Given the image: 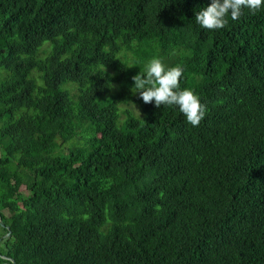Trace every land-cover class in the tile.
I'll return each instance as SVG.
<instances>
[{"label": "trees", "instance_id": "trees-1", "mask_svg": "<svg viewBox=\"0 0 264 264\" xmlns=\"http://www.w3.org/2000/svg\"><path fill=\"white\" fill-rule=\"evenodd\" d=\"M210 3L0 0V264H264V8ZM154 57L198 126L136 92Z\"/></svg>", "mask_w": 264, "mask_h": 264}, {"label": "clouds", "instance_id": "clouds-1", "mask_svg": "<svg viewBox=\"0 0 264 264\" xmlns=\"http://www.w3.org/2000/svg\"><path fill=\"white\" fill-rule=\"evenodd\" d=\"M245 8L255 14L264 8V0H211L208 6L196 12L195 21L202 28L219 30L227 26L229 17L238 20ZM183 71L179 65L167 67L161 58L154 57L147 62L143 74L139 72L131 79L145 104L154 102L157 108L178 106L186 121L195 127L204 119L207 109L193 90H181Z\"/></svg>", "mask_w": 264, "mask_h": 264}, {"label": "water", "instance_id": "water-1", "mask_svg": "<svg viewBox=\"0 0 264 264\" xmlns=\"http://www.w3.org/2000/svg\"><path fill=\"white\" fill-rule=\"evenodd\" d=\"M0 224H1V226H3L1 221H0ZM6 229H8V227H6ZM9 236H10V233H7L6 237H9ZM2 258L5 259V260L10 261L11 262L10 264H14V261L11 258H7V257H4V256H2ZM3 264H8V263H3Z\"/></svg>", "mask_w": 264, "mask_h": 264}, {"label": "rangeland", "instance_id": "rangeland-1", "mask_svg": "<svg viewBox=\"0 0 264 264\" xmlns=\"http://www.w3.org/2000/svg\"><path fill=\"white\" fill-rule=\"evenodd\" d=\"M60 151H61L62 154H66L68 152L67 147L61 148ZM17 159H18V157H17Z\"/></svg>", "mask_w": 264, "mask_h": 264}]
</instances>
